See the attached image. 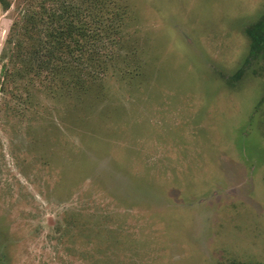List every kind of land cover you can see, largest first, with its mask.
Instances as JSON below:
<instances>
[{
    "label": "rangeland",
    "instance_id": "1",
    "mask_svg": "<svg viewBox=\"0 0 264 264\" xmlns=\"http://www.w3.org/2000/svg\"><path fill=\"white\" fill-rule=\"evenodd\" d=\"M5 1L0 264H264V0Z\"/></svg>",
    "mask_w": 264,
    "mask_h": 264
},
{
    "label": "trees",
    "instance_id": "2",
    "mask_svg": "<svg viewBox=\"0 0 264 264\" xmlns=\"http://www.w3.org/2000/svg\"><path fill=\"white\" fill-rule=\"evenodd\" d=\"M0 6L3 10H6L9 7V4L5 0H0ZM71 12L72 7L69 5L60 9L56 8L48 14V20L44 30L38 35L35 46L29 50V53L27 54L29 61H31L34 67L42 70H50L53 67L54 60H59V56L57 55L58 52L56 53V51L59 48L62 49L66 43V38H68V36L70 37L72 26L76 25V33H79L81 36H84L89 32V37L93 36L94 31L85 19L77 24H73L71 20H69L71 18ZM67 23H69V26ZM94 25L99 27L97 23ZM246 36L251 45L250 54L261 53L264 55V14L256 23L248 27L246 30ZM10 37L11 35H9L8 38Z\"/></svg>",
    "mask_w": 264,
    "mask_h": 264
}]
</instances>
